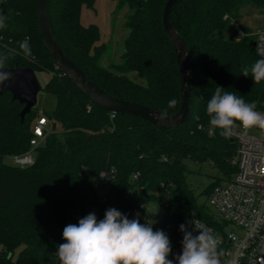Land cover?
Here are the masks:
<instances>
[{
	"label": "trees",
	"instance_id": "16d2710c",
	"mask_svg": "<svg viewBox=\"0 0 264 264\" xmlns=\"http://www.w3.org/2000/svg\"><path fill=\"white\" fill-rule=\"evenodd\" d=\"M115 13L128 8L127 35L121 61L103 65L105 45L96 25L81 23L83 8L95 0H47L52 34L65 55L97 87L112 97L149 107L163 115L180 105L179 72L174 48L162 26L167 0H113ZM247 7L264 10V0H180L171 16L177 34L185 41L191 59V101L187 122L179 128L158 129L145 120L114 114L90 102L60 69L45 47L37 25L36 0H0L7 17L0 29V54L6 68L45 71L50 79L42 92L55 98V107L33 108L22 122L23 106L9 93L0 97V264H59L58 245L68 224L98 208H110L129 219L142 220L144 206L127 200L136 190L144 204L156 202L166 222L179 225L192 213L212 224L206 198L213 188L235 172L231 159L236 151L231 137L208 129L206 106L217 86L256 102L264 114V82L255 84L242 75L259 59L254 37H229L231 24ZM28 40L32 55L20 44ZM134 74V77L130 75ZM175 107H169L170 100ZM48 121L43 145L35 150L31 166L5 163L30 150L32 121ZM187 161L208 163L221 178L198 196L186 182ZM114 173L105 200L89 177ZM137 180H132L135 174ZM143 190L145 193H143Z\"/></svg>",
	"mask_w": 264,
	"mask_h": 264
},
{
	"label": "clouds",
	"instance_id": "9594fccd",
	"mask_svg": "<svg viewBox=\"0 0 264 264\" xmlns=\"http://www.w3.org/2000/svg\"><path fill=\"white\" fill-rule=\"evenodd\" d=\"M7 17L0 11V29L6 27ZM26 57L32 55L28 40L20 44ZM6 54H0V85L13 80L6 69ZM242 75L251 76L254 83L264 81V59L256 60L250 67L242 69ZM176 100L169 101L175 107ZM256 102H245L242 97L215 88L207 106L209 124L219 129V135L229 138L239 124L245 133L253 128L264 130V115L256 111ZM183 233L182 252L173 259L171 241L162 230H153L151 223L129 219L115 208L106 210L104 218L98 220L89 213L77 224H68L63 229L65 243L58 245L56 255L59 264H220L223 254L218 251L217 239L210 230L197 228L193 235L181 224Z\"/></svg>",
	"mask_w": 264,
	"mask_h": 264
},
{
	"label": "built area",
	"instance_id": "2783aa9c",
	"mask_svg": "<svg viewBox=\"0 0 264 264\" xmlns=\"http://www.w3.org/2000/svg\"><path fill=\"white\" fill-rule=\"evenodd\" d=\"M239 34L243 35L241 31ZM254 49L259 59H264V32H258L254 36ZM56 69H59L55 65ZM264 82V81H261ZM112 113L111 118H114ZM48 121L45 117L36 119L32 128L30 150L24 154L8 157L10 165L18 168L31 166L35 161V150L44 144ZM213 127L208 129L212 134ZM232 140L235 141L236 151L231 159V165L235 172L228 181L216 185L206 198V207L212 217V224L196 217L193 213L181 224L192 234L198 235L197 228L203 227L210 230L217 239L218 251L223 254L220 264H264V130L259 134L245 133L237 124L233 129ZM139 174H135L132 180H137ZM96 187L102 192L99 196L105 200V181L109 184L114 178V173L101 172L96 177ZM109 186V185H108ZM132 199L139 206H144L145 216L141 223H151L153 230L164 231L171 241L173 259L182 252L183 233L180 225L165 221L164 212L156 202L144 204L139 193ZM131 193V192H130ZM157 204L158 209L152 206ZM151 208V209H150ZM89 213H95L98 220L101 216L98 208H93ZM87 213L86 215H88ZM83 215L81 218L85 217Z\"/></svg>",
	"mask_w": 264,
	"mask_h": 264
},
{
	"label": "water",
	"instance_id": "95a60500",
	"mask_svg": "<svg viewBox=\"0 0 264 264\" xmlns=\"http://www.w3.org/2000/svg\"><path fill=\"white\" fill-rule=\"evenodd\" d=\"M180 0H167L162 12V26L171 42L179 72L180 105L174 114L163 115L141 104L122 101L105 93L65 55L55 40L48 19L47 0H36L37 25L42 41L62 74L79 89L90 102L115 114H129L139 117L158 129L179 128L189 117L191 101V59L185 41L177 34L172 23L173 9ZM255 44L253 43V47ZM13 80L0 85V97L9 93L12 101L23 106L20 119L23 122L37 104V96L43 87L31 68H6ZM143 193L145 191L143 190ZM108 210V209H107ZM106 212V211H105Z\"/></svg>",
	"mask_w": 264,
	"mask_h": 264
},
{
	"label": "rangeland",
	"instance_id": "374dc122",
	"mask_svg": "<svg viewBox=\"0 0 264 264\" xmlns=\"http://www.w3.org/2000/svg\"><path fill=\"white\" fill-rule=\"evenodd\" d=\"M116 3L113 0H95L94 8L87 9L90 21L92 19L93 25H96L100 31V44L105 45L106 57L103 62L105 67L113 63H119L121 61V54L123 52V42L127 35V31L124 28L127 16L130 14L128 8L123 9L120 13H115ZM239 31L243 35L239 34ZM258 32H264V10H260L254 7H247L242 10L241 17L238 21L231 24V28L228 32L229 37H238L239 39L246 37H253ZM134 77V74L130 75ZM36 77L42 87L50 79V74L45 71L36 72ZM55 98L47 95L44 92H39L37 96L36 107L40 111L51 110L55 107ZM264 115L263 113H261ZM35 120L32 121L34 125ZM261 129L253 128L249 130L252 134H259ZM5 163L10 165V160L6 159ZM186 165L189 172L186 175V182L189 187L194 191L195 195L198 196V202H203L205 198L201 196V193L208 188L213 182L221 178L219 174L212 166L208 163L198 164L192 161H187ZM91 184L95 191L100 195L102 192L100 188L96 187L98 182L97 178L89 177ZM109 185L108 181H105L106 192ZM132 199L136 198V192L133 190L130 193ZM158 209L157 204L152 205ZM151 209V208H150Z\"/></svg>",
	"mask_w": 264,
	"mask_h": 264
},
{
	"label": "crops",
	"instance_id": "0c3cea01",
	"mask_svg": "<svg viewBox=\"0 0 264 264\" xmlns=\"http://www.w3.org/2000/svg\"><path fill=\"white\" fill-rule=\"evenodd\" d=\"M87 9L88 8H83L82 9V13H81V23L84 25V26H89V25H93V21H92V19H91V21H90V18H91V16L89 17V15H88V12H87Z\"/></svg>",
	"mask_w": 264,
	"mask_h": 264
}]
</instances>
